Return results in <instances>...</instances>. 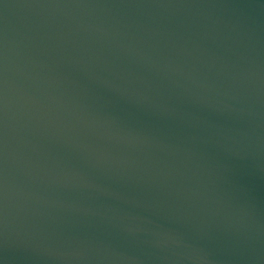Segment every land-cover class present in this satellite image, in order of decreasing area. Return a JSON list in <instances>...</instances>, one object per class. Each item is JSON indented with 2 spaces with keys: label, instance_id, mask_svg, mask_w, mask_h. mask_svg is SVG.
<instances>
[{
  "label": "water",
  "instance_id": "1",
  "mask_svg": "<svg viewBox=\"0 0 264 264\" xmlns=\"http://www.w3.org/2000/svg\"><path fill=\"white\" fill-rule=\"evenodd\" d=\"M0 264H264V0H0Z\"/></svg>",
  "mask_w": 264,
  "mask_h": 264
}]
</instances>
